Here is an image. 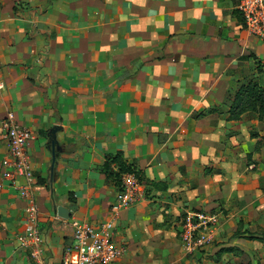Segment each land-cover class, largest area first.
Wrapping results in <instances>:
<instances>
[{
  "label": "crops",
  "instance_id": "obj_1",
  "mask_svg": "<svg viewBox=\"0 0 264 264\" xmlns=\"http://www.w3.org/2000/svg\"><path fill=\"white\" fill-rule=\"evenodd\" d=\"M240 2L0 0V264H36L19 240L30 200L3 179L11 111L33 133L45 264H63L74 220L113 221L126 248L114 264H175L172 237L191 209L221 213L225 244L189 264H232L224 247L245 252L234 235L264 213L254 137L264 121L228 118L240 86L264 85V40L247 31ZM127 166L140 171L144 196L115 219Z\"/></svg>",
  "mask_w": 264,
  "mask_h": 264
},
{
  "label": "built area",
  "instance_id": "obj_2",
  "mask_svg": "<svg viewBox=\"0 0 264 264\" xmlns=\"http://www.w3.org/2000/svg\"><path fill=\"white\" fill-rule=\"evenodd\" d=\"M238 10L247 31L264 40V0H241ZM3 88L4 83L0 81V89ZM2 123L3 137L8 144V160L5 162L3 179L20 189L21 195L30 200L26 209L24 233L19 236V240L23 247L32 248L36 264H45L40 248L42 237L37 224L38 208L32 193L33 170L27 153L33 133L18 121L13 111L7 113ZM19 178H23L25 183L20 184ZM143 196L144 188L139 177L132 172L124 173L117 201L112 205L113 218H118L121 210L137 203ZM112 223L108 220L93 226L74 220V243L67 250L63 264H114L124 256L126 248L116 242ZM221 224L222 215L218 211L188 210L179 227L184 252L189 255L199 253L211 245L218 236Z\"/></svg>",
  "mask_w": 264,
  "mask_h": 264
},
{
  "label": "rangeland",
  "instance_id": "obj_3",
  "mask_svg": "<svg viewBox=\"0 0 264 264\" xmlns=\"http://www.w3.org/2000/svg\"><path fill=\"white\" fill-rule=\"evenodd\" d=\"M260 161L257 166H264V152H262L258 158ZM260 189L264 191V178L260 179ZM240 229L242 237L245 239V252L241 255H233L228 263L232 264H264V213H261V217L253 221H242L241 224H237ZM173 251L170 255V263L175 264H189L188 259L191 258V255L195 254H186L182 248L179 246L180 243V234L174 235L173 237ZM261 239L263 241H261ZM231 241V238L229 242ZM177 243V244H175ZM225 243L219 242L217 238L214 242L208 247H219ZM207 248V247H206ZM202 252V251H201ZM159 254V253H157ZM213 261H216V255L212 256ZM223 258V257H222ZM237 258V259H236Z\"/></svg>",
  "mask_w": 264,
  "mask_h": 264
},
{
  "label": "trees",
  "instance_id": "obj_4",
  "mask_svg": "<svg viewBox=\"0 0 264 264\" xmlns=\"http://www.w3.org/2000/svg\"><path fill=\"white\" fill-rule=\"evenodd\" d=\"M248 112H255L258 114L259 120L264 121V85H261L258 81L251 80L249 82L244 83L240 88L237 90L234 100L232 102L230 108V116L228 121H239L241 120L242 116ZM254 137L258 138V141L255 145V150H260L261 147H264V137H260L255 135ZM126 166V165H124ZM132 172L135 173L140 180H142V175L140 171H137L135 168L131 167H123L119 174V182L121 181V174ZM122 187V186H121ZM162 189H166L167 186L161 187ZM180 230L178 229V234ZM243 235L240 233V229L236 231L234 237L239 238ZM261 241H263L261 239ZM225 253H233L235 255L243 254L244 251L234 247H224L219 251V255ZM260 264V263H258Z\"/></svg>",
  "mask_w": 264,
  "mask_h": 264
},
{
  "label": "water",
  "instance_id": "obj_5",
  "mask_svg": "<svg viewBox=\"0 0 264 264\" xmlns=\"http://www.w3.org/2000/svg\"><path fill=\"white\" fill-rule=\"evenodd\" d=\"M55 131H56V129H53L52 132H51L52 139H53V144H54V139H55V138H54V137H55V136H54Z\"/></svg>",
  "mask_w": 264,
  "mask_h": 264
}]
</instances>
